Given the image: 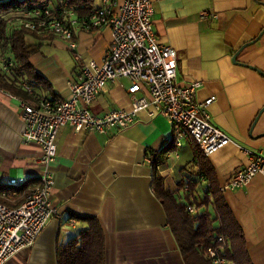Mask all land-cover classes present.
<instances>
[{"label": "crops", "instance_id": "1", "mask_svg": "<svg viewBox=\"0 0 264 264\" xmlns=\"http://www.w3.org/2000/svg\"><path fill=\"white\" fill-rule=\"evenodd\" d=\"M89 2L88 9L76 5L80 14L101 4V0ZM152 8L159 41L176 50V80L202 82L196 100L215 96L209 107L211 119L233 139L206 158L218 185L223 184L249 161L238 145L264 152V0H152ZM203 10L209 15L200 18ZM39 38L28 37L32 48L28 60L41 81L30 85L19 76L20 81L36 94L67 97L68 82L84 62L101 61L112 34L108 27L77 29L75 51L58 37ZM246 43L234 61L233 54ZM129 85L123 77L108 82L88 108L96 115L129 108ZM17 98L0 87V186L5 187L7 180L18 177L39 181L41 170L34 162L39 147L21 140ZM171 145L169 121L142 112L132 126L107 133L61 127L51 164L50 204L55 212L33 245L7 264H57L56 244L86 225L78 216L99 221L105 236V264H185L155 197L147 161L149 153L160 158L157 173L170 191H177L181 181L195 180L199 168L195 143L187 140L180 148L162 152ZM223 196L243 230L253 264H264V175H255L246 186Z\"/></svg>", "mask_w": 264, "mask_h": 264}, {"label": "built area", "instance_id": "2", "mask_svg": "<svg viewBox=\"0 0 264 264\" xmlns=\"http://www.w3.org/2000/svg\"><path fill=\"white\" fill-rule=\"evenodd\" d=\"M10 12L11 24L37 35L58 37L67 42L71 51L77 47V29L90 31L108 27L112 39L100 62H84L77 76L68 82L67 97L39 95L26 82L20 83L31 96L28 101L17 98L23 122L21 140L39 147L34 162L41 170L39 184L27 188L28 193L21 204L13 206L0 201V264H7L21 250L32 246L55 212L50 204L54 183L51 164L61 127L69 125L77 132L107 133L132 126L142 112L149 118L163 116L169 121L176 148L190 140L207 157L233 142L211 119L209 107L215 96L196 100L202 82L180 83L176 80V50L161 43L156 35L152 0H121L120 3L101 0L99 6L84 14L79 13L71 0H40ZM208 15L205 10L199 13L200 18ZM76 57L80 55L76 53ZM0 66L10 73L14 62L0 57ZM122 77L130 82L127 88L129 108H115L101 115L92 113L88 106L107 83ZM139 91L142 94H138ZM238 146L249 161L237 167L229 180L218 186L222 193L246 186L257 174L264 175V152ZM147 161L152 167L153 158L149 157ZM196 180L201 190L210 187V182L201 173ZM25 181L24 177H18L7 180L6 185L17 187ZM4 195V191L0 192L1 197ZM187 210L193 212L194 208L188 206ZM217 243L208 246L206 253L213 264H225L221 256L224 241L219 237Z\"/></svg>", "mask_w": 264, "mask_h": 264}, {"label": "trees", "instance_id": "3", "mask_svg": "<svg viewBox=\"0 0 264 264\" xmlns=\"http://www.w3.org/2000/svg\"><path fill=\"white\" fill-rule=\"evenodd\" d=\"M40 0H0V57L12 59L14 67L10 73L2 70L0 66V87L23 100L31 97L21 88L20 77L31 85L41 76L33 69L28 58L32 50L28 37L51 39V35H37L27 29L17 27L10 23V11L31 6ZM90 0H71L79 9H88ZM175 145L172 141L170 147L162 152L173 151ZM152 163V188L155 197L160 201L167 226L171 230L182 259L185 264H213L207 255L208 246H216L217 238L224 241L221 256L225 264H253L245 242L243 230L234 217L223 193L218 189V182L214 176L212 166L195 145V156L198 160V173H201L209 182L210 187L201 190L197 180L181 181L177 191L168 190L162 176L158 175L156 166L159 157L149 153ZM37 181V182H36ZM36 178L26 180L21 186H0V201L7 205L21 204L27 193L29 185H37ZM188 206L194 211L189 212ZM79 221L86 225L79 229L75 235L64 243H57L55 247L57 264H105V236L96 217L78 216Z\"/></svg>", "mask_w": 264, "mask_h": 264}, {"label": "water", "instance_id": "4", "mask_svg": "<svg viewBox=\"0 0 264 264\" xmlns=\"http://www.w3.org/2000/svg\"><path fill=\"white\" fill-rule=\"evenodd\" d=\"M246 45H247V43H246V44H243V46H241V48H239V49L233 54L232 59H233L234 61H236V57H237L238 53L240 52V50H241L243 47H245ZM248 66H249V65H248ZM249 67H251V66H249Z\"/></svg>", "mask_w": 264, "mask_h": 264}]
</instances>
